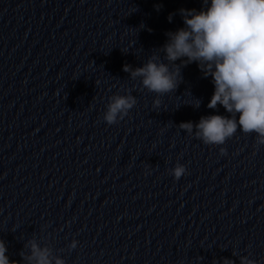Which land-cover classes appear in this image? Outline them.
I'll return each instance as SVG.
<instances>
[{
	"label": "water",
	"instance_id": "obj_1",
	"mask_svg": "<svg viewBox=\"0 0 264 264\" xmlns=\"http://www.w3.org/2000/svg\"><path fill=\"white\" fill-rule=\"evenodd\" d=\"M203 7L0 0V240L10 264H30L32 242L51 264H264V145L239 129L205 145L179 127L230 118L207 107L214 85L197 63L181 66L164 96L124 71L154 55L174 70L166 33L184 27L181 9ZM116 95L136 105L108 125ZM178 164L186 174L176 180Z\"/></svg>",
	"mask_w": 264,
	"mask_h": 264
},
{
	"label": "clouds",
	"instance_id": "obj_2",
	"mask_svg": "<svg viewBox=\"0 0 264 264\" xmlns=\"http://www.w3.org/2000/svg\"><path fill=\"white\" fill-rule=\"evenodd\" d=\"M204 7L181 9L184 27L166 33L167 42L162 51L167 61L175 64L174 70L165 63H157L153 56L142 67L124 71L131 77H142L143 87L149 92L164 96L174 92L182 82L181 66L197 63L204 78L211 77L214 92L208 103L209 109L222 106L229 116L209 115L199 122L180 124L189 135L195 130V137L205 145H224L239 129L244 134L255 133L257 144L264 145V0H203ZM136 105L131 95H116L107 106L104 120L108 125L117 123L128 115ZM156 100L154 108H159ZM193 106L199 108L200 101ZM238 117V119H237ZM226 155L225 149H220ZM176 180L186 174L185 166L178 164L171 173ZM75 247V243H73ZM30 264H51L49 251L41 250L35 242L31 244ZM7 248L0 240V264H10ZM14 264V262H13ZM56 264H64L57 260ZM224 264H234L225 260ZM241 264H255L247 257H241Z\"/></svg>",
	"mask_w": 264,
	"mask_h": 264
}]
</instances>
